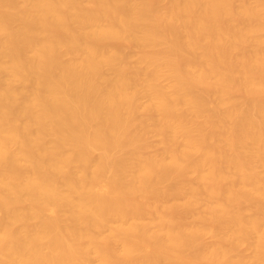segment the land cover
<instances>
[{"label": "bare ground", "instance_id": "1", "mask_svg": "<svg viewBox=\"0 0 264 264\" xmlns=\"http://www.w3.org/2000/svg\"><path fill=\"white\" fill-rule=\"evenodd\" d=\"M89 1L99 10H82L77 0H28L32 12L27 14L11 7L12 0H0V61L8 58L10 75L27 84L23 91V84L19 90L0 81V167L3 169L0 173V264H91L90 252L98 255L97 264H192L191 260L195 264L200 259H207L204 262L211 264H264V197H261L264 176L260 178L250 168V157H255L253 151L258 152L254 161L260 160L258 163L264 165V100L254 101L255 97H249L248 101L254 102L245 100L244 106L231 97L234 88L251 96L253 91L260 95L264 92L262 77L251 73L256 65L250 67L251 58L256 59L257 69L264 72V52L258 55L264 45L258 47V52L254 49L257 55L254 58L250 52L251 57L243 56L241 48L238 50L242 56L234 55L235 59L229 56L249 36L257 39L264 26L255 27L249 21L244 30L235 29V23L230 22L237 15L232 8L233 0H168L169 6L164 11L146 0ZM3 6L10 9L3 11ZM237 16H243L242 21L246 23V19L264 18V0H258L255 6L242 7ZM103 19L108 20L105 26L99 24ZM16 21L21 22L17 28L13 26ZM73 24L79 30L75 31ZM181 30L187 32L185 39L179 38ZM111 38L159 49L142 56L140 62L146 69L129 79L118 67L121 56L106 53L97 43ZM259 39L264 42L261 36ZM260 42L254 43L260 45ZM61 47L72 53L80 52L82 57L65 62L60 56ZM195 55H198L197 60L194 58L196 62L208 65L201 67L199 61L193 62L191 58ZM104 64L115 67L114 78L102 75ZM162 68L173 78V97L152 81ZM144 85L151 95L145 109L161 113L157 120L155 116H151L152 120H136L141 107L140 87ZM197 87L214 89L218 93V106L226 107L212 112L193 107L202 106L208 100L207 95L205 98L198 94ZM178 105L183 109L192 106L191 115ZM203 113L205 120L192 128L195 122H190L192 118L187 121L188 116L198 118ZM149 121L154 122L156 133L165 143L159 156L144 155ZM203 126L212 129L207 132ZM215 127L223 130L212 132L217 130ZM49 136L53 139H47ZM179 136L182 143L178 141ZM208 137L210 140L217 137L229 151L223 147L222 153V145L217 140L218 149L209 139L211 147L207 146L204 141ZM250 140L251 147L257 146L258 150L252 147L249 155L252 152L253 156L244 157L237 147L246 143L249 149ZM10 143L17 144L16 152L8 149ZM242 147L238 148L244 151ZM94 150L102 153L95 157ZM195 156L199 157V163ZM20 158L27 162V168L18 164ZM71 166V170H66ZM226 170L236 174H227ZM106 172L111 179L103 193L97 192L94 189L97 180ZM191 174H196L194 183L199 180L196 182L199 184L201 180L204 184L201 182V187L191 181L192 187L186 184L189 182L186 177ZM226 175H232L231 181L239 177L237 183L243 184L242 190L249 188L247 192L233 190L234 182L229 185ZM183 177L188 180L184 181ZM222 179H228L225 180L228 186L225 184L227 188L219 191L216 184L220 186ZM184 184L190 186V194L184 202L185 208L182 207L183 213L188 214L187 208L190 210L197 197L204 194L206 198L217 199L219 204H216L218 208L214 207L212 220L228 230L229 236L240 233L244 242L255 234L256 251L250 262L241 257L237 260V254V258L233 257L241 241L237 247L235 244L228 247V243H234L231 241L234 237L227 238L224 229L218 227L220 235L225 232L222 237L226 239L217 236L224 242L222 245L215 243L218 246L212 244V248L210 243L203 247L199 235L204 229L195 228L192 232L188 230L189 233L185 222L173 221L167 215L168 209L170 212L176 209L156 204L179 194ZM143 192L152 195L153 204L139 201ZM256 193L261 195L257 197ZM253 198L261 200V203L258 201L261 206ZM240 199L242 203L254 201L255 208L256 203L259 205L252 216L230 215L229 206ZM25 201L29 204L25 205ZM43 206L52 210L67 207L71 226H61L58 218H44ZM145 214L154 218L151 225L148 223L151 220L136 221ZM31 218L40 219L36 230L14 228V223ZM112 221L118 226L111 231L112 235L102 236ZM186 254L190 258H186L187 263ZM181 255L186 256L182 259Z\"/></svg>", "mask_w": 264, "mask_h": 264}, {"label": "rangeland", "instance_id": "2", "mask_svg": "<svg viewBox=\"0 0 264 264\" xmlns=\"http://www.w3.org/2000/svg\"><path fill=\"white\" fill-rule=\"evenodd\" d=\"M131 1H133V2H136V1H138V0H131ZM147 1V3L148 2H150V4H152L153 6H155L156 7V9H158L159 11H164V10H166L167 9V7L169 6V4H168V0H146ZM77 3H78V6L82 9V10H92V11H98L99 10V7L98 6H96L95 4H93L91 1H89V0H77ZM257 3H258V0H233V2H232V8H233V10H234V12H235V14H237L238 15V12L240 11V9L242 8V7H244V6H255V5H257ZM168 5V6H167ZM11 7H14V8H16V9H18V10H20V11H22V12H24V13H27V14H30L31 12H32V6H31V4L28 2V0H12V4H11ZM235 8V9H234ZM3 11H6V10H9L10 9V7H8V6H3L2 8H1ZM239 10V11H238ZM234 14V15H235ZM236 15V16H237ZM235 16V17H236ZM234 16H233V18L235 19H233L232 17V20L230 21V22H233V23H235V25H233L234 26V28L235 29H237V30H244L243 28H245V26H246V28H247V24L249 23V21L250 22H252V24H253V26H255V25H260V26H264V18H261V19H256V20H253V19H246V21H247V23L246 22H243L242 20V18H243V16L240 18V16H237L236 18H235ZM235 21V22H234ZM245 21V20H244ZM241 22H243V23H241ZM107 23H108V20L107 19H103V20H101L100 22H99V24L101 25V26H105V25H107ZM251 24V23H250ZM21 25V22L20 21H16L15 23H14V27L15 28H17V27H19ZM244 26V27H243ZM249 26V25H248ZM252 26V27H253ZM73 28H74V30L75 31H77V30H79V28L76 26V24H73V26H72ZM240 27H242V28H240ZM256 27V26H255ZM261 28V27H260ZM53 30L54 31H58L56 28H53ZM261 30H262V28H261ZM182 31H184V32H182ZM185 30H181V33L179 32V38H180V36H182V38L183 39H185L184 37L186 36V34H187V32H186V34H185ZM139 36H141L142 34L141 33H139L138 34ZM167 36V35H166ZM260 36H261V38L262 39H264V30H262V31H260L259 32V36L257 37V39H253V35H251V36H249L248 37V39H247V41L249 40V43H247L246 44V40L244 41V42H242L241 44H239V45H241L239 48H237V49H235V51L234 50H231V53L229 52V56L232 58V59H235V56L236 57H238V55H239V57H240V54L241 53H244V55L243 54H241V56L243 55V56H246V55H249L250 53H252V57L254 58V56H256L257 57V55H256V53H254L255 52V50H256V52H258V50H259V46H261L262 47V45H264V42H262V44H261V42H260V39L258 40V38H260ZM1 38L4 40V37L3 36H1ZM181 38V39H182ZM251 39H252V42H253V40H254V42L256 43H259L260 42V45L259 44H256L255 45V43L253 42H251ZM261 39V40H262ZM257 40V41H256ZM251 42V43H250ZM98 43V45L103 49V50H105L106 51V53H108V54H110V53H116V54H118L119 56H121V60H120V62L118 63V67H120L121 69H123V71H124V73L126 74V76L129 78V79H133V78H135V76H136V73L138 72V71H141V70H145L146 68H145V64H143V63H141L140 62V58L142 57V56H144V55H150L151 53L153 54L155 51H157L158 49H159V47H144V46H141V45H137L134 41H132V40H128V39H117V38H111V39H104V40H100V41H98L97 42ZM260 47V49H262V48H264V47H262L261 48ZM241 48V53H240V50H238V49H240ZM255 49V50H254ZM198 50V49H197ZM198 52H201L202 53V50H198ZM198 52H197V54H198ZM248 52H250L249 54H248ZM262 52H264V50H259V52H258V55L259 54H261ZM201 53H199L198 55H200ZM247 53V54H246ZM196 54V53H195ZM198 55L196 56H194V57H192L191 58V60L193 61L194 60V58H196L195 60H197L198 59ZM235 55V56H234ZM249 55V56H250ZM254 55V56H253ZM60 56H61V59L63 60V61H65V62H68V61H73V60H79L81 57H82V54L79 52V53H72V52H70L68 49H66L65 47H61V49H60ZM234 56V57H233ZM250 56V57H251ZM255 57V58H256ZM190 60V61H191ZM193 61V62H196V61ZM251 60H253L252 61V63H251V69H252V66L254 67L255 65V67L253 68L254 70L256 69L257 71H259V69H257L258 67H257V63L256 62H254V60H256V59H252L251 58ZM199 61V60H198ZM197 61V62H198ZM196 62V63H197ZM200 62V61H199ZM198 62V63H199ZM201 64H198V65H200L201 67H203L204 65H206V64H203V66H202V62H200ZM9 65H10V63H9V60H8V58H3L1 61H0V81H1V83H3V85L4 86H6V85H15V87L17 88V89H19V90H21V88H22V86L23 85H25V86H23V91H24V88L26 87V85L27 84H24V83H20L19 82V80L17 79V78H15V77H13L12 75H10V69H9ZM197 65V64H196ZM197 65V66H198ZM208 65V64H207ZM206 65V66H207ZM195 66V65H194ZM189 67V66H188ZM188 67H186V69L188 70ZM192 67H193V63H192ZM196 67V66H195ZM194 67V68H195ZM205 67V66H204ZM207 68L208 67H206V69L205 70H207ZM192 69V68H191ZM200 69H202V68H200ZM197 70H199V68L197 69ZM254 70H251V73H252V75H256V77L258 78V76H260V77H262L261 79L262 80H264V74H262V73H264V72H258L257 73V71L255 72ZM193 71V70H192ZM101 72H102V75L104 76V77H106V78H114V76H115V74H116V70H115V67H112V66H110V65H108V64H104V65H102V67H101ZM253 72H254V74H253ZM262 74V75H261ZM254 75V76H255ZM170 74H169V72H168V70L166 69V68H162V70L158 73V74H156V76L155 77H153L154 79H152V81L157 85V87L160 89V90H162L164 93H166V94H168V95H171L172 94V92H173V78L170 76ZM23 84V85H22ZM207 84V83H206ZM205 84V85H206ZM17 85H18V87H17ZM21 85V86H20ZM205 85H203V86H205ZM199 86H201V84L199 85ZM198 86V87H199ZM207 86V85H206ZM197 87V88H198ZM206 87H204V89H202L201 87L200 88H198V89H196V90H199V93L198 94H203V96L206 98V95H207V97H208V100H206L205 101V104L204 105H202V106H193V107H198V109L199 108H201L202 110H209V109H211V112L212 111H216V109H219V108H221V110H223L222 108H224V107H226L225 105H224V107H222L221 105H219L218 106V101H217V98H218V93L214 90V89H210L209 90V88H208V90L207 89H205ZM201 89V90H200ZM237 89V90H236ZM205 90H206V93H205ZM140 91H141V94H140V97L138 98V103L140 104V108H139V111H138V115H139V117H138V115H136V120H146L147 118H149V120H152V117L151 116H155L154 118L157 120L158 118H160L161 117V113H159L158 111H147L145 108L149 105V103H150V100H151V95H150V91H149V89L146 87V85H144V86H141L140 87ZM208 91V92H207ZM215 91V92H214ZM198 92V91H197ZM203 92V93H202ZM238 92V93H237ZM254 92V93H253ZM252 93L254 94H252L253 96H251L249 93H244V92H241L240 93V89H239V91H238V88H234V90L232 91V95H231V97H232V100L234 99L235 100V102L236 101H238V103H239V101L240 102H242V104H244V106L250 101V102H254V101H258V100H264V98H262V97H264V95H262V93H264V92H262L261 93V95H260V93H256L255 94V92L256 91H253ZM205 93V94H204ZM208 93V94H207ZM210 93V94H209ZM214 93H216V95L214 94ZM244 93V94H243ZM172 95H174V94H172ZM171 95V97H173ZM249 95V96H248ZM260 95V96H259ZM175 96V95H174ZM248 98H247V97ZM262 96V97H261ZM203 97V98H204ZM243 97H244V99H243ZM249 97H251L252 99H254V97H255V100L253 101H251V100H249L248 101V99H249ZM260 97V98H259ZM204 98V99H205ZM246 98V99H245ZM257 98V99H256ZM212 99V100H211ZM216 99V100H215ZM245 100H246V102H245ZM217 101V102H216ZM214 102H216V103H214ZM206 103H207V105H206ZM208 104H209V107H208ZM216 105H217V107H216ZM179 106V109H183V106L181 105V107H180V105H178ZM185 106V105H184ZM188 106V105H187ZM185 106L184 107V109H186L188 112L186 113V111L183 109V111L187 114V115H189L190 113H189V111H190V108L192 107V106ZM221 106V107H220ZM193 107H192V109H193ZM211 107V108H210ZM179 109L177 108V110L179 111ZM207 110V111H208ZM210 111V110H209ZM218 111V110H217ZM220 111V110H219ZM190 112H192V111H190ZM205 113H206V111H205ZM185 114V115H186ZM207 114H208V112H207ZM191 115V114H190ZM206 114H204L203 113V117H201V116H199L198 118L195 116V118H194V116L193 117H191V116H188L189 117V119L187 118V121L188 120H190L191 118H192V120H190V122L192 121L193 123L195 122V124H196V126H195V124H192V128H197V127H199L198 126V122H200L201 124H202V121H204L205 120V116ZM258 118V117H257ZM148 120V119H147ZM194 120V121H193ZM258 120V119H257ZM138 121V122H139ZM153 121H155L154 119H153ZM152 121V124L150 123V121L148 122V128L150 129H147L146 130V135H145V139H146V141H147V145H148V147H146V149L144 150V155H147V156H150V155H152V156H154V155H156V156H159L160 155V153L163 151L162 150V148L164 149L165 148V143H164V141L162 140V137L161 136H159V134L158 133H156V130H155V126L153 125V122ZM21 122V121H20ZM137 122V121H136ZM189 122V123H190ZM191 122V123H192ZM191 123H190V125H191ZM201 124H199L200 126H201ZM150 126H151V128H152V130H153V132L156 134H154L153 132H152V130H151V128H150ZM209 126V125H208ZM208 126H206V130H208L207 132H209L212 128H209ZM211 127V126H210ZM262 127H264V126H262ZM146 128H147V126H146ZM208 128V129H207ZM216 129H217V127H215ZM210 129V130H209ZM221 130H223V129H221V128H218L217 130H213L212 132H221ZM210 137V136H209ZM207 138L204 142L206 143V145L207 146H209V147H211V142H214V145H215V149H218L219 147V143L218 144H215V141L216 142H220V144L223 142V141H221V140H219L218 141V139H217V137H216V139H214V138H211V140H210V138ZM211 137H213L212 135H211ZM179 138V143H182L181 142V140H182V138H181V140H180V136L178 137ZM47 139H49V140H52L53 139V137H51V136H49V137H47ZM208 139L210 140V143L211 144H209L208 143ZM213 139V140H212ZM48 140V141H49ZM162 140V141H161ZM160 141H161V143H160ZM247 140H245V142H246ZM249 141V140H248ZM149 143V144H148ZM224 143V142H223ZM247 143V142H246ZM245 143V144H246ZM251 143L253 144V141L251 142V140H250V142L248 143V146H249V149L247 148V147H245V146H247V145H243V144H241V145H239V146H241L242 147V145H243V147H245V150L243 151V149L242 150H240L238 147H237V151L239 150V151H241V152H243V153H241V155L243 154L244 155V157H250L251 155H252V152H251V155H249V152L251 151L250 149L253 147L254 148V150H258V148H257V146H252L251 147ZM51 144V143H50ZM49 144V145H50ZM254 144H256V143H254ZM205 145V144H204ZM213 145V144H212ZM218 145V146H217ZM222 145V144H221ZM221 145H220V147H221ZM224 145H225V143H224ZM224 145H222V147L220 148L221 150L220 151H222V148L224 147ZM218 148H217V147ZM7 147H8V149H10L11 151H13V152H16L17 151V148H18V146H17V144H14V143H10V144H8L7 145ZM242 147V148H243ZM255 147H256V149H255ZM213 148H214V146H213ZM226 148H228V147H224L223 148V150H226V151H229V149L227 150ZM162 150V151H161ZM252 151H253V149H252ZM225 151H222V153H224ZM231 152V151H230ZM102 153V151L101 150H94V156L96 157V156H98L99 154H101ZM228 153V152H227ZM226 153V155H229V153L227 154ZM240 153V152H239ZM258 153V152H257ZM257 153H255L254 151H253V155L255 156L254 158L253 157H250V168H251V170L253 171V173L254 172H257V173H255V174H257V175H259V177L260 178H262V176H264V165H261L260 163H258L260 160L259 159H257V161L258 162H256V160L254 161V159L255 158H257L256 156V154ZM159 154V155H158ZM198 154V153H197ZM242 155V156H243ZM252 155V156H253ZM196 157H198V156H195V159L197 160L196 162H198V160H200L199 159V157L198 158H196ZM251 159H253V161L254 162H256V163H258V164H255ZM252 161V162H251ZM195 162V161H194ZM199 163V162H198ZM18 164L22 167V168H27V162L25 161V160H23V159H19V161H18ZM224 165V164H223ZM73 168V166H71V167H69V168H66V170H71ZM225 169H227V168H225ZM228 170V169H227ZM226 170V172H227V174H228V172H229V174L231 173V172H233L232 174H233V176L236 174V172L235 171H227ZM3 171V169L0 167V173ZM251 171V172H252ZM202 173H204V172H202ZM235 173V174H234ZM205 174V173H204ZM193 175V176H192ZM194 175H196V174H191L190 176L189 175H187V177L186 176H184V177H186V178H188V179H186L185 180V178L183 177V180L184 181H191V182H193V181H195L196 179L194 178L195 176ZM26 176V175H25ZM189 176V177H188ZM236 176H238V175H236ZM235 176V177H236ZM226 177L229 179L230 177H232V175L231 176H229V175H226ZM239 177H236L235 178V181H234V179H232V181L230 180V181H228V183H229V185L232 183V182H234V186H233V190H235L236 189V191H238V188L239 189H241L240 191H238V192H247V189H249V188H246V191L245 190H242L243 188L245 189V187H243V184H242V186H241V184H238L239 183V179H238ZM110 179H111V177H110V173L108 172H106V173H104L103 175H101L99 178H98V180H97V184H96V186H95V190L97 191V192H100V193H103L104 191H105V189H106V186H107V184L109 183V181H110ZM195 179V180H194ZM227 179V180H228ZM238 179V180H237ZM181 180H182V178H181ZM180 180V181H181ZM183 180H182V183L181 184H183ZM193 180V181H192ZM226 180V179H225ZM225 180L224 179H222L220 182H222V184L219 186L218 184H216L217 186H218V188L220 189L219 191H221L222 189H226V188H224V185L225 184H227V186H228V183H226L227 182V180H226V182H225ZM198 181L199 180H197L196 182L198 183ZM186 183V184H191V182L190 183ZM195 182V183H196ZM202 181L200 180V182H199V184H197L196 183V185L198 186V187H201V185L200 184H204V182L205 181H203L202 183H201ZM206 182H207V179H206ZM217 182H218V180H217ZM217 182H215V183H217ZM236 182V183H235ZM238 182V183H237ZM194 182H193V184H195ZM210 183H212V185H215V184H213L214 183V181H210ZM186 184H184V186L182 185V190H181V192L179 193V194H172L171 196H169L166 200H162L161 201V203H160V201H158V202H156V204L159 206V207H161L162 205H163V207H165V208H171V209H178L177 211H179L180 209H182V207H183V205H184V202L189 198V191H188V187H192V184L189 186H187ZM205 184H208V182L207 183H205ZM165 184H162L161 186H164ZM196 185H193V187L194 186H196ZM247 185V184H246ZM245 185V186H246ZM216 186V187H217ZM241 186V187H240ZM248 186V185H247ZM250 186V185H249ZM184 187V188H183ZM198 187H195L196 188V190H198L197 188ZM223 187V188H222ZM194 188V189H195ZM217 188V189H218ZM251 188V187H250ZM190 189V188H189ZM200 190V189H199ZM224 190H222V191H224ZM249 191V190H248ZM251 191V190H250ZM262 192H264V191H262ZM189 193V194H188ZM203 194V193H202ZM202 194H200V195H202ZM255 194V193H254ZM253 194V195H254ZM256 195H257V193H256ZM256 195H254V197L256 196ZM259 196L261 195V194H258ZM258 195H257V197H258ZM152 195H150V193H148V192H143L142 193V195H140L139 197H138V199H139V201L141 202V200H142V202L143 203H151V204H153L154 203V200L152 201V197H151ZM150 197H151V199H150ZM256 197V198H257ZM261 197H264V194H262V196ZM260 197V199H262ZM187 198V199H186ZM196 199V198H195ZM259 199V198H258ZM153 202H151V201ZM241 200H243V199H240V200H238V201H236L235 203H236V205H235V203L234 204H232V205H230L229 206V212L231 211L232 213H230V215L231 216H236L237 214H242L241 216L243 217V216H246V217H244V218H248V216L250 217V216H252L253 215V213H255L254 211H255V209L260 205L261 206V204H259V202L258 201H260V203H261V200H258L257 201V199H254L253 198V200L256 202L257 201V203L259 204V205H257V203H256V208H255V204H253L254 203V201H253V203L252 202H249V201H243V203L242 202H240ZM164 201V202H163ZM252 201V200H251ZM159 203V204H158ZM218 203V201H217V199L216 198H206L205 197V195L203 194L202 196H199V197H197V200H195L194 202H193V204L189 207L190 208V210L187 208V210L186 209H184V210H186L187 212H188V214L187 213H183V209L182 210H180V212L178 213L176 210H171L172 212H170V209H168L169 211L167 212V215L168 216H172L171 218L173 219V221H175L176 219H178V220H180L182 223H184L185 222V228H187V229H185L186 231H190L191 230V232L192 231H194L195 230V228L197 229V230H200V229H204L203 230V232L201 231H199L200 233V237H202V239H201V243L203 242L204 243V245H203V247L204 246H208V245H210V243H211V245L210 246H213L215 243L216 244H220L221 243V241L219 240V238L217 237L218 235H220L221 234V232H219L218 233V231H219V228H221V229H224V228H222L221 227V225L219 224L218 225V223H216L215 222V220L213 221L212 219H215V210L216 209H214V207H216V204ZM247 203V204H246ZM251 203V204H250ZM262 203H264V199H262ZM25 205H28L29 204V202H27V201H25V203H24ZM219 204V203H218ZM253 204V205H252ZM219 206V205H218ZM235 206V207H234ZM240 206V208H237V207H239ZM262 206H264V204H262ZM183 208H185V207H183ZM216 208H218V207H216ZM236 208V209H235ZM243 208V209H242ZM251 208H253V210L251 209ZM214 209V210H213ZM238 209H239V211L240 212H242V210H243V212L242 213H240L239 211H238ZM242 209V210H241ZM170 212V213H169ZM175 212H176V215H175ZM239 212V213H238ZM173 215H172V214ZM181 213H183L182 215H181ZM245 213V214H244ZM169 214H171V215H169ZM213 214V215H212ZM227 214H229V213H227ZM233 214V215H232ZM152 215H153V213H152ZM151 215V216H152ZM230 215H227V216H230ZM0 216H2L1 215V212H0ZM151 216L149 217V215L148 214H145L144 216H142V218H139L138 220H136V221H138V222H140V223H147L148 221H150L151 220V222H148V223H150V225L153 223V219L154 218H151ZM176 218H175V217ZM177 216H179V217H177ZM230 216V217H231ZM43 217L44 218H58L59 220H60V224H61V226H64V227H70L71 226V220H70V216H69V209L67 208V207H62V208H59V209H57V210H52L49 206H43ZM153 217H156V215L154 214L153 215ZM183 218V219H182ZM177 221V220H176ZM39 222H40V219L39 218H31V219H28V220H26V221H20V222H16V223H14V228L15 229H24V230H27V231H34V230H36V228L38 227V225H39ZM214 222L217 224H214ZM187 225V226H186ZM118 226V223L117 222H110V223H108V225H107V227L106 228H104V230H103V232H102V236H104V237H108V236H110V235H112V233H111V231H113V230H115L116 229V227ZM124 226H127V224L126 225H124ZM81 227L83 228V227H85V224H81ZM219 227V228H218ZM198 228H200V229H198ZM220 229V230H221ZM225 230V229H224ZM224 230H223V232H224ZM183 231H184V229H183ZM185 231V232H186ZM188 231V232H189ZM204 231H205V233H204ZM222 231V230H221ZM227 231V232H226ZM196 232H198V231H196ZM225 232H226V234L228 233V235H226V236H229V232H228V230H225ZM224 232V233H225ZM187 233V232H186ZM190 233V232H189ZM202 233H203V236H201L202 235ZM222 234V235H220L221 237H220V239H222V238H224V237H222L223 235H225V234ZM234 235V236H233ZM255 234H251V237L250 238H247L244 242H242V235L240 234V233H233L232 235H231V233H230V236L231 237H234V239L233 238H231V239H233V240H231L232 242H234L233 244L231 243V244H227V242L228 241H230V240H228L227 239V242H225L226 244H227V246L229 245V246H231V245H234L235 244V246L237 247V245H239V243H240V241H241V243H240V245L238 246V248H237V250H234V251H236V252H234L235 254H233V252H232V254H233V257L234 258H237V255H238V258H237V260H239V258L241 257V258H243L245 261L247 260V262L249 261H251V259L250 258H253V256H254V254H255V239H256V236H254ZM258 235V234H257ZM230 236L229 237H227V238H230ZM200 237H199V239H200ZM198 239V240H199ZM225 239H226V237H225ZM203 240V241H202ZM218 241H220L219 243H218ZM230 241V242H231ZM200 242V241H199ZM207 243V244H206ZM224 242L222 241V243H221V245L223 244ZM238 243V244H237ZM213 244V245H212ZM201 245V244H200ZM217 245V246H218ZM225 245V244H224ZM215 246V245H214ZM214 246L212 247V248H214ZM217 246H215V247H217ZM228 246V247H229ZM234 246V247H235ZM149 247V246H148ZM202 247V246H201ZM235 247V248H236ZM146 247H144V249H145ZM206 248V247H205ZM210 248V247H209ZM212 248H210V249H212ZM234 248V249H235ZM146 250H148V248H146ZM184 253H186V252H184ZM190 252L188 251L187 252V254L189 255V257L191 258L192 256H190L191 254H189ZM186 254V255H187ZM237 254V255H236ZM186 255H181V258L182 259H184L183 258V256L185 257ZM188 255L185 257V259H184V261L187 263V261L189 262V257H188ZM235 255H236V257H235ZM90 260H91V264H97L98 263V255L96 254V253H94V252H90ZM186 258H189L188 260L186 259ZM240 258V259H241ZM181 259V260H182ZM193 259V258H192ZM194 260V259H193ZM202 260H204V261H207V259H202ZM236 260V261H237ZM183 261V260H182ZM195 261V260H194ZM204 261H201V259L200 260H198V261H195V264H198V262H199V264L201 263H203V264H211V262H204ZM234 261H235V259H234ZM197 262V263H196ZM189 263H192L193 264V262H192V260H191V262H189ZM188 264V263H187ZM213 264V263H212Z\"/></svg>", "mask_w": 264, "mask_h": 264}]
</instances>
